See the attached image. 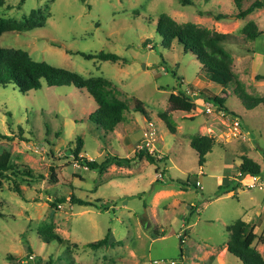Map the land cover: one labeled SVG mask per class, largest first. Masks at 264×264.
<instances>
[{
	"label": "rangeland",
	"instance_id": "rangeland-1",
	"mask_svg": "<svg viewBox=\"0 0 264 264\" xmlns=\"http://www.w3.org/2000/svg\"><path fill=\"white\" fill-rule=\"evenodd\" d=\"M4 1L1 16L21 21L31 10L40 9L46 23L4 33L2 47L27 51L34 60L84 77L107 78L128 109L124 120L106 131L91 119L97 104L86 91L44 84L23 94L14 84L0 85V132L11 136L0 139V159L7 157L18 170L6 174L10 176L0 184L4 215L0 218V264H170L172 260L220 264L205 255L228 241L227 226L238 219L253 222L258 214L264 219V190L258 187L236 189L219 198L214 195L224 175H234L243 155L261 165L264 181V104L246 110L233 88L224 90L204 78L201 62L183 52L178 42L166 48L156 24L166 13L179 23L236 34L228 45L233 71L248 92L264 96V80L255 79L264 74V8L237 18L255 0H244L240 7L233 0H192L189 5L182 0ZM202 11L211 14L201 15ZM218 14L227 17L217 20ZM250 20L263 34L246 42L241 30ZM102 50L128 62L86 60L77 54ZM171 93H187L195 109L190 113L172 110ZM215 96L225 99L228 111L206 101ZM138 103L145 113L136 109ZM231 109L243 116L248 128L241 117L240 131L234 128ZM164 111L170 112L175 133L159 117ZM149 122L156 130L158 169L143 159L130 166L113 163L101 173L81 164L72 152L81 137L80 156L90 160L134 157L135 151L146 147ZM200 135L217 139L202 167L190 146L191 139ZM168 177L184 182L198 178L200 188L181 190L178 185L163 184ZM73 195L93 205L71 204L68 200ZM62 197L66 202H57ZM50 225L70 244L44 241L41 230ZM109 231L116 245L98 250L86 247ZM255 233L254 246L264 250L259 240L264 238V222ZM223 261L242 264L230 253Z\"/></svg>",
	"mask_w": 264,
	"mask_h": 264
},
{
	"label": "trees",
	"instance_id": "trees-1",
	"mask_svg": "<svg viewBox=\"0 0 264 264\" xmlns=\"http://www.w3.org/2000/svg\"><path fill=\"white\" fill-rule=\"evenodd\" d=\"M85 2V0H82ZM244 0H233L237 7L242 5ZM4 0H0V10L4 6ZM183 5L192 4V0H182ZM264 8V0H255L247 8L242 9L237 14V18H245L253 12ZM202 14H211L210 12H201ZM225 14L215 15L217 20L226 18ZM46 15L42 10L33 9L21 21H16L0 15V37L7 32H23L43 27L45 25ZM156 32L162 37L164 46L170 48L174 42H178L182 46L185 53L193 54L202 64L201 72L203 76L216 84L221 85L224 89L233 88L234 93L241 100L242 104L248 110L254 109L264 103V96L250 94L245 85L240 81L238 76L233 71L234 58L228 45L231 44L237 37L236 34L222 33L212 31L192 22L179 23L166 13L158 17L156 24ZM241 33L246 42L255 41L259 38L263 31L258 27L257 23L250 20L242 28ZM78 55L86 60L98 61H123L128 62V59L122 58L117 53L99 51V52H84L78 51ZM255 79L264 80V74H257ZM14 86L23 94H27L32 90H38L44 84L51 87L74 86L79 90L86 91L96 102L97 109L93 112L91 119L106 131H113L125 118L124 113L128 109L127 102L118 97L116 87L112 81L101 76L84 77L78 72L68 70L66 68L54 66L46 61L34 60L27 51L20 49L4 48L0 45V85ZM206 101L212 102L217 108L222 111H228L225 106L224 99L218 96L208 97ZM172 110H182L184 112H192L195 107V101L187 93H171L169 97ZM138 111L145 113L141 103L136 105ZM233 116L239 117L233 112ZM159 117L165 122L167 128L175 133L177 131L176 124L171 118L170 112L164 111L159 114ZM240 118V117H239ZM0 139H11V136L0 132ZM216 144V139L209 135L195 136L190 141V146L199 155V165L202 167L206 162V155L213 150ZM83 146L81 137L77 138L76 146L72 150L74 156L81 164H84L88 169L99 170L104 172L109 165L115 163L118 166H130L135 160H143L157 164L159 168L160 160L155 154L150 153L146 149L135 151L134 157L120 158L114 156L107 158L102 162L90 160L80 156V151ZM242 162L239 167V180L244 179L247 175L260 176L261 166L247 155H243ZM9 172L17 173V165L9 163L7 157L0 159V184L2 178H6ZM31 174L32 171H26ZM10 178V177H8ZM229 178L223 180L219 186L216 196L229 192L224 185ZM14 181L16 192L21 194L19 183ZM158 181H161L158 179ZM163 184L178 185L180 189L185 190L189 187L200 188L198 181L191 182L190 178L184 181H175L170 177L161 181ZM238 184V186H240ZM71 204L80 206L93 205L90 202L84 201L75 195L69 200ZM57 202H66L65 198L57 199ZM58 206V205H56ZM105 208L106 207H100ZM4 215L1 211L0 218ZM53 225L49 228L42 229V238L46 242L58 241L62 244L69 245L68 240L63 239L58 233L53 231ZM229 232L228 252L237 257L242 264H264V256L253 245L257 234L254 232V227L242 220L238 219L231 225L227 226ZM181 243L185 242L184 236L180 235ZM264 243V238H259ZM116 240L111 231L103 239L89 242L87 248L98 250L102 247H111L116 245ZM73 246H77L75 243ZM79 246V245H78Z\"/></svg>",
	"mask_w": 264,
	"mask_h": 264
},
{
	"label": "crops",
	"instance_id": "crops-1",
	"mask_svg": "<svg viewBox=\"0 0 264 264\" xmlns=\"http://www.w3.org/2000/svg\"><path fill=\"white\" fill-rule=\"evenodd\" d=\"M234 66V65H233ZM205 78V77H204ZM255 87V86H254ZM225 90V89H224ZM247 90V89H246ZM248 91V90H247ZM252 91H253V88H252ZM250 94H253V92H249ZM256 93H254L253 95H255ZM236 95V94H235ZM237 96V95H236ZM258 96H260L259 94H258ZM225 100V99H224ZM241 101V100H240ZM242 103V102H241ZM225 104H226V101H225ZM264 104V103H263ZM263 104H260V105H263ZM243 105V104H242ZM244 106V105H243ZM259 106V105H258ZM257 106V107H258ZM244 108H245V106H244ZM256 108V107H255ZM254 108V109H255ZM246 110H248L247 108H245ZM251 110H253V109H251ZM231 111L233 112V113H235L236 114V112H234L232 109H231ZM236 115H238L239 117H241L242 118V120H243V122L245 123V125L247 126V128H248V125H247V122L245 121V119L243 118V116L241 115V114H236ZM215 138V137H214ZM216 139V138H215ZM216 141H217V139H216ZM216 144H217V142H216ZM215 144V145H216ZM241 162H242V160H241ZM240 165H241V163H239V165H237L236 166V168H235V173H234V175L231 177V176H226V175H224V177L222 178V183H223V180H224V178H226V177H228L230 180H234L233 182L231 181H229L228 180V182H225L226 183V187L228 188V190H229V192H227V193H224V194H221V195H218V196H216V193L214 194L215 195V198H219V197H221L222 195H225V194H230L232 191H235L236 189H240V190H245V188H247V183H249V181L251 180V175H247L244 179H242V180H239V178H238V176H239V174H240V170H239V167H240ZM260 165V164H259ZM261 166V165H260ZM228 175H230V173L228 174ZM250 178V179H249ZM197 181L198 182H200L199 181V179L197 178ZM251 182V181H250ZM222 183L220 184V185H222ZM241 183V185L240 186H238V184H240ZM219 188V187H218ZM182 190V189H181ZM218 191V190H217ZM246 222H248V223H250L253 227H254V232H255V229H256V227L258 226V225H260V224H262L263 222H264V219L262 218V215H260V214H258L257 215V218H256V220L255 221H249V220H246ZM255 242V241H254ZM228 241H226V242H224V244L220 247V249H214V250H212V251H210V252H208L206 255H205V257L206 258H208V257H210L211 255H212V258L213 259H215V260H217L220 264H223V259H224V257L227 255V253H229L228 252ZM264 244V243H263ZM254 245V244H253ZM260 252H261V254L263 253L262 251H264V250H262V248H260V250H259ZM231 254V253H230ZM263 255V254H262ZM234 256V255H233ZM237 258V257H236Z\"/></svg>",
	"mask_w": 264,
	"mask_h": 264
},
{
	"label": "built area",
	"instance_id": "built-area-1",
	"mask_svg": "<svg viewBox=\"0 0 264 264\" xmlns=\"http://www.w3.org/2000/svg\"><path fill=\"white\" fill-rule=\"evenodd\" d=\"M207 111L208 112H212V109L210 107L207 108ZM233 122H234V128L239 130L242 122L240 120L239 117H234L233 118ZM149 125L151 127V130L150 131H147L145 136L147 137V143H146V147H144L146 150H148L150 153H153L155 154L156 152V130L154 128V125H153V122H149ZM240 131V130H239ZM140 149H143V148H140ZM198 185H200V182H197ZM249 187H258L262 190H264V181L261 180L260 176H252L251 175V182L247 183ZM170 264H180L179 262L177 261H174L172 260L170 262Z\"/></svg>",
	"mask_w": 264,
	"mask_h": 264
}]
</instances>
